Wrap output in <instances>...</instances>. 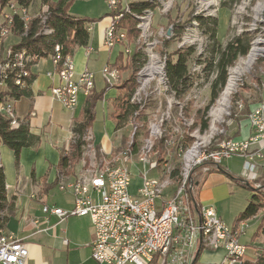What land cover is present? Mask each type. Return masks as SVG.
Masks as SVG:
<instances>
[{"label": "built area", "instance_id": "built-area-1", "mask_svg": "<svg viewBox=\"0 0 264 264\" xmlns=\"http://www.w3.org/2000/svg\"><path fill=\"white\" fill-rule=\"evenodd\" d=\"M134 1L103 0L111 15L103 39L106 48L112 49L124 42L127 33L124 29L118 28L117 24L124 14H131L130 3ZM217 1L219 0H207L204 5L199 3V11L201 8L206 11L202 17L209 18L212 15ZM197 10L198 7L193 18L198 16ZM47 13V6H41L32 14L14 3H9L4 8L0 7V115L8 120L10 130L17 129L20 125V119L14 110L17 99L15 93L29 88L32 68L40 60L17 48L20 38L14 37L11 31L12 23L15 18L22 20L26 31L28 23L32 19H38L45 35L50 32L44 27ZM151 14L152 9H146L140 15H133L136 28L140 30L145 42L148 40L147 37L149 39L151 37ZM262 23L264 25V21ZM197 24L193 19L187 27ZM251 25L255 29L257 24L253 22ZM12 38L18 41L9 42ZM158 43V40L154 41L155 45ZM152 46L146 47L145 56L152 55L154 62L147 56L148 60L145 59L139 70L140 79L141 81L142 78L152 79L153 76H149L148 73L157 70L161 80L164 78L166 91L165 66L162 62V65L158 63L157 54L151 52ZM85 51L89 55L92 49L86 47ZM123 53L128 57L131 51L124 48ZM48 58L51 60L53 70L46 75L56 79V84L51 87V96L54 100H59L64 109L73 111L78 105V96L86 98L92 92L94 75L88 70L76 74L72 55L63 54L59 46L54 48L53 54ZM102 77L111 87L119 81L118 70L108 65L103 67ZM142 91L143 89H137L130 97V102L138 105V111L132 118L134 122L139 118L143 106L139 98ZM145 97L144 100L141 99L144 103L147 101ZM263 115L262 104L250 111L247 120H250L249 125L253 133L246 139L223 141L213 150L209 148V142L195 143L196 152L195 145L186 153L179 149L177 155L184 158V165L180 168L179 174L182 177L180 184L171 180L172 168L165 164L164 176L161 177H148V171H142L141 184L135 193H130L131 173L124 164L136 156L143 166L148 164L155 168L156 157L153 161L150 157L151 153H155L153 147L151 150V145L144 147L139 145L135 155L131 153V147V150L125 149L117 158H103L93 142L91 130L88 129L82 136L77 175L73 180H68L64 174H59V187L72 194V207L64 210L44 205L42 213L45 219L49 216H56L59 220L69 217L88 218L93 230V238L89 244L91 259L99 264H148L153 257L158 258V264H192L197 243L202 248L224 251L222 260L214 264H244L246 246L241 243L240 238L245 235L250 228L251 220L256 217L240 221L233 228H228L217 216L213 204H199L198 209L192 208L189 194L185 189L187 183L188 185L191 183L189 173L192 172V168L203 162L217 165L229 159L240 158L244 162L239 177L253 181L259 176L257 175L259 171L264 170V165L257 163L258 158L264 156ZM137 127V124L133 126L134 131ZM134 131L132 134L135 135L137 132ZM151 135L156 139L160 137V134ZM27 257L28 249L22 240L0 232V264H24Z\"/></svg>", "mask_w": 264, "mask_h": 264}, {"label": "rangeland", "instance_id": "rangeland-1", "mask_svg": "<svg viewBox=\"0 0 264 264\" xmlns=\"http://www.w3.org/2000/svg\"><path fill=\"white\" fill-rule=\"evenodd\" d=\"M96 5L94 6V12L96 14L100 13L102 9L104 10L103 5L100 3H104L103 0H96ZM137 2V0H135ZM152 4H154L152 8V17L150 18V32L151 37H147L148 39L146 42L141 37V32L138 30V35L135 40H129L128 36H126L124 42L120 45H115L112 49L116 47H120L121 50L117 56H122L121 64L124 67L127 65L131 59V56L134 52H140L143 55L144 61L147 59V56L150 58L151 62L154 59L152 55L145 56L146 47L152 46L151 52L154 54L156 53V57L158 58V63L161 64L165 62L167 58V54L171 52L173 49L178 48H185L191 46L195 49L194 53V60L189 66L191 78L194 81L192 83L191 89L188 93L183 97L181 100H177L170 95L168 92L166 93L164 88V78L161 80V75L157 70H152L151 73H148L149 76H153L152 79H144L142 81L140 79L139 70L135 74V81L136 87L133 91L137 89H143L139 98H143L147 100L145 103L143 100L140 103L143 104L142 112L139 118L136 119V122L131 120L126 124L125 128H123L118 135L121 137L122 140V148L121 150L115 153H105L102 149L97 148L95 144V137L93 131V142L97 148L100 150V154L102 157L110 158V157H118L120 153H122L125 149L130 148L133 144L137 143L140 147H144L145 145H151V150H153L158 141H160L163 137L166 138L164 141V145L166 148V154L164 156V162L162 164H157L156 167H151L147 164V166H143L139 163L138 159L135 157L130 158L125 162L124 165L130 170L131 164L141 165V169L148 171V177H161L163 175V171L165 168V164L168 165L170 168H174L176 164L180 165V168L184 165V158L177 155V152H173L175 147V142L183 135L189 134V137L192 139L191 143L185 148L184 153L190 151L192 147H194L195 143L202 142L203 144L209 142L208 146L211 150L215 149L217 145L223 141L235 139L239 126V121L242 118H248L250 111L253 109H248L247 104L249 101L255 98V95L259 94L258 89L262 88L261 82L264 83V25L262 21H264V0H240L237 4L231 7H223L222 3L225 0L217 1V5L215 7V11L212 12V15L209 16L211 18H216L218 20L217 23V39L218 41L224 46L230 40H232L235 36L241 35L243 33H248L250 36V48L252 49L251 45L256 44L258 49L261 50V55L256 57L253 61L252 65H249L248 69L244 70L238 77L236 85L231 93L227 96L226 103H222V96L225 88L228 85V80L230 79L233 69L238 65L243 66L242 62L248 57V54L251 52L249 50L247 56L239 57L237 61L232 65V67L228 68V77H227V85L220 92L219 96L217 97L216 101L209 107L208 110L205 112V118L208 121V128L204 132H200V124L195 126L196 119L198 120L200 116L205 111V107L207 106L210 100V80L213 78L212 73L207 74L202 70L206 66V56L207 51L210 49V41L207 33L204 32L202 28H200L197 24L192 26H185L182 37L177 40H173V24H180L182 25L183 22L191 18V21L195 18L194 11L198 7L196 12H199L198 16L205 15V10L199 11V3L201 2L204 5L207 0H149ZM104 6L107 10V5L104 3ZM77 11H82L84 9V4L79 3L76 5ZM200 12H202L200 14ZM109 14V13H108ZM35 15V14H34ZM193 16V17H191ZM101 20L96 21L95 24L92 25L93 29L91 34L95 35V30L99 26L98 23ZM190 21V22H191ZM256 23V28L253 29L252 23ZM105 33V31H104ZM104 39V34H103ZM158 40L159 43L157 45L154 44V41ZM17 39H9V42H17ZM165 41H169V45L164 43ZM253 43V44H252ZM103 44V41H102ZM104 46V44H103ZM105 47V46H104ZM90 48V47H88ZM106 48V47H105ZM124 48H129L131 51L130 56L126 57L123 53ZM107 50H112L108 49ZM93 50V49H92ZM206 50V51H205ZM86 52V51H85ZM92 52V51H91ZM90 52V53H91ZM202 54L203 57L199 58ZM120 60V59H119ZM148 60V59H147ZM200 60V61H196ZM154 62V60H153ZM156 64V63H155ZM110 66L111 68H115L118 70V78L119 81L113 86H108V84L104 80L105 89L108 88H116L117 86L121 85L128 77L129 71L128 70H120L115 65L112 64H105ZM143 65V64H142ZM53 66V65H52ZM158 66V65H157ZM102 67V69H103ZM159 68V67H158ZM102 69H101V76H102ZM53 70V69H52ZM87 70V69H85ZM89 71V70H88ZM91 72V71H90ZM163 72V70H162ZM93 75L94 73L91 72ZM139 74V75H138ZM139 77V78H138ZM146 77V76H145ZM52 78V77H50ZM103 78V77H102ZM258 78L261 80L259 82ZM32 80V78H31ZM148 81V82H147ZM56 82V79H55ZM141 82V83H140ZM56 84V83H55ZM144 84V86H142ZM94 86H95V75H94ZM94 86L92 91L94 90ZM258 88V89H257ZM253 90V91H252ZM144 92V94H143ZM50 95H51V88H50ZM90 95V94H89ZM133 95V94H132ZM79 97V96H78ZM85 97V96H84ZM87 97V96H86ZM51 99L55 102H58L61 106L59 100H54L51 96ZM261 105V104H259ZM264 106V104H262ZM258 106V105H257ZM256 106V107H257ZM63 108V107H62ZM255 108V107H254ZM64 109V108H63ZM76 109V107H75ZM74 109V110H75ZM187 109L186 115L184 114V110ZM67 111L73 112L72 110L65 109ZM199 111V112H198ZM202 113V114H201ZM244 116V117H243ZM264 116V115H263ZM236 119V120H235ZM235 120V121H234ZM250 121V120H249ZM248 121V123H249ZM143 122L144 126H143ZM131 123V124H130ZM138 125L139 127L136 128L134 131L133 126ZM238 124V125H237ZM133 131L136 133L135 135L132 134ZM151 134H160L159 138H153ZM237 140V139H236ZM151 142V143H150ZM153 142V144H152ZM207 145V144H206ZM202 148V146H199ZM82 150V148H81ZM209 150V149H208ZM197 151V147L195 145V152ZM210 151V150H209ZM156 153H151L152 161L156 157ZM240 159V158H236ZM241 169L243 166V159H240ZM264 160V156L258 158L257 163L262 165V161ZM151 161V160H150ZM211 165V163H210ZM220 166V164H217ZM199 165H195L192 168L197 169ZM215 166L212 164V167ZM211 166L205 165L200 170L199 180L201 181L200 187L193 189V196L197 200V193L198 190L201 188L202 183L205 176L209 175L208 169ZM261 169V166L259 167ZM155 170V171H154ZM153 171V172H152ZM263 169L259 171V176H257L253 181H246L239 176L240 171L232 172L231 176L235 179H239L242 181L247 188H242L237 186L234 181L227 177V180L224 183L217 182L216 187H214V191L218 196V201L214 202L213 206L216 208L219 218L223 220V223L228 228H233L237 224V217L242 211L245 209L246 205L248 204L249 198L251 196L252 190L261 187V180L260 176L263 173ZM197 171L195 173L190 172L189 177L191 183L189 184L191 187L193 186L192 177L198 175ZM192 174V177H191ZM259 178V181L256 182V179ZM188 185V183H187ZM200 205H209L198 202ZM264 215V211H260L257 218H254L250 222V228L246 231L245 235L240 238L242 244L246 246V253L245 259H252L255 256H260L264 254V242L261 236L256 237L255 240L252 239L254 232L258 227V223L261 217ZM195 253L192 259V264L195 261V258L200 253V247L198 243L195 247ZM206 248H202V251ZM210 250V249H208ZM202 253V252H201ZM201 254H199V257ZM199 260V258H198ZM197 260L196 264H203ZM214 264V263H210Z\"/></svg>", "mask_w": 264, "mask_h": 264}, {"label": "crops", "instance_id": "crops-1", "mask_svg": "<svg viewBox=\"0 0 264 264\" xmlns=\"http://www.w3.org/2000/svg\"><path fill=\"white\" fill-rule=\"evenodd\" d=\"M79 3L84 4V9L80 12L76 9ZM96 3V0H76L70 7L69 14L90 19L102 18L95 30V35L91 34V31L92 25L96 22L88 25L87 47L93 49L92 52L87 55L86 47L76 48L71 58L76 74L85 69L94 73V90L98 92L105 88L101 76L102 67L107 63H115L121 48L107 50L103 46V34L110 22V17H105L108 11L102 2L100 3L104 10L96 14L93 9ZM52 69L50 58L37 61L32 68V81L27 89L28 95L16 99L14 103L17 117L20 120L26 119L29 132L39 138L38 145L33 148H24L20 154L19 165L16 167L13 152L0 143V164L5 175L7 198V207L3 214L5 225L1 232L10 234L25 243L28 257L24 264H99L91 259L89 244L93 238V230L88 218L69 217L59 220L56 216H49L45 219L42 213L44 205L64 210L72 207V194L68 190L60 189L59 174H64L68 180H73L79 171V162L71 175L65 171H59L57 166L63 154L68 152L73 138L71 131L73 124L79 117L86 100L84 96L79 95L78 105L73 112L63 109L58 102L53 101L50 88L55 85V78H49L46 75ZM258 80L261 81L259 78ZM261 85L262 88H257L259 94L247 104L248 109L264 104V83L261 82ZM120 94L121 90L117 88L106 89L102 100L95 105V120L89 128L93 131L97 148L105 153H115L122 148V140L118 133L123 128L115 130V121L111 117L115 98ZM238 121L237 133H239L235 139L243 140L251 136L253 130L248 123L249 120L242 118ZM241 164L240 159H229L220 164L226 173L212 172L205 176L197 193L198 202L209 205L217 202L218 196L213 190L217 182L224 183L232 172L241 171ZM129 166L130 193H135L141 184L143 169L141 165ZM217 216L219 217L218 213ZM220 220L223 222L222 219ZM223 256L222 249H204L198 261L203 264L216 263L220 262Z\"/></svg>", "mask_w": 264, "mask_h": 264}, {"label": "trees", "instance_id": "trees-1", "mask_svg": "<svg viewBox=\"0 0 264 264\" xmlns=\"http://www.w3.org/2000/svg\"><path fill=\"white\" fill-rule=\"evenodd\" d=\"M76 0H57L53 2L52 0H0V7H5L9 3H14L20 8L27 9L29 12L36 13L41 6H47L48 13L47 19L44 27L50 32L48 34L42 33V26L38 19H32L28 23V29L25 31L24 23L22 20L15 18L12 23L11 31L14 37H19L20 42L18 44L19 49L26 51V54L34 55L39 59L48 58L49 55L53 54L54 48L59 46L62 49V53L73 54L76 48L87 47L89 41V28L88 25L96 22L99 19H90L88 17H74L69 14V9ZM240 0H225L222 3L223 7H231L237 4ZM154 4L149 0H137L130 3V13L124 14L117 24L118 28H122L126 31L129 40H135L138 31L136 29V20L133 15H140L146 9H152ZM110 17L107 14L105 17ZM192 17V16H191ZM195 20L198 26L207 33L210 41V49L207 51V62L205 68L202 70L207 74L212 73L213 78L210 80V100L205 107V111L200 116L194 125L200 124V132H204L208 128V121L205 118V112L209 107L216 101L220 92L224 89L228 77V68L237 61L239 57L247 56L250 48V36L248 33H243L241 35L235 36L226 45H222L217 39V23L216 18H204L202 16H196ZM191 21V18L180 24H173V40L180 39L182 37V32ZM166 45H169V41H165ZM206 51V50H205ZM195 49L191 46L185 48L173 49L167 54L165 60V81L167 86V92L177 100L183 99V97L188 93L194 82L190 74V63L194 60ZM203 57L202 54L199 58ZM122 56H118L115 61V65L118 69L128 70L129 75L127 79L116 88L121 90V94L115 98L114 101V111L111 113V117L115 121V130H120L128 124L134 114L138 111V105L132 104L130 102V97L136 87L135 74L139 68L144 63L143 55L139 52H134L131 59L127 65L124 67L121 64ZM120 59V60H119ZM197 62L200 60H196ZM106 89L96 92L93 90L90 95L86 97L83 107L81 109L79 117L75 120L72 127L73 141L69 145L68 152L63 154L58 163V170L65 171L68 174H72L76 164L79 162L81 156L82 147V136L91 127L95 120V105L100 100H102ZM16 98L28 95L27 90L15 93ZM187 109L184 110L186 115ZM199 112V111H198ZM143 115L140 112V116ZM139 116V117H140ZM236 120V119H235ZM234 120V121H235ZM136 121V120H135ZM143 122V126H144ZM139 127V126H138ZM163 137L157 142L154 152L156 153V165L162 164L164 162V156L166 154V148ZM192 139L189 134L181 136L176 142L173 152H178L179 149H185ZM0 143L7 146L12 152L14 157V164L17 167L19 165V159L21 151L24 148L36 147L39 143V138L32 135L28 130L27 120H20L19 128L9 129L8 120L0 115ZM139 144L135 143L132 146L131 153L135 155L137 153ZM157 165V166H158ZM205 165L211 166L208 169L209 173L220 172L226 173L221 166L203 162L201 165L194 169L192 173L199 172ZM163 171V170H162ZM180 165L176 164L172 168L170 178L172 181L180 184ZM200 173L197 176L192 177L193 183L192 187L187 185L185 191L189 194V202L192 208L198 209L199 204L193 196V189L200 187L201 181L199 180ZM229 176V174H227ZM234 183L242 188H247L245 184L239 179H235L229 176ZM261 187L253 189L249 198L248 204L245 209L237 217V223L240 221L251 220L257 217L260 211H264V171L260 176ZM259 178L256 179V182ZM260 182V181H259ZM7 207L6 198V185H5V175L3 168L0 164V232L5 225L4 212ZM261 236L264 242V215L261 217L258 227L254 232L252 239L255 240L256 237ZM264 250V249H263ZM202 252V247L200 246V253ZM264 252V251H263ZM198 256L195 258L193 264H196ZM148 264H158V258L153 257ZM244 264H264V254L260 256H255L252 259H246Z\"/></svg>", "mask_w": 264, "mask_h": 264}, {"label": "bare ground", "instance_id": "bare-ground-1", "mask_svg": "<svg viewBox=\"0 0 264 264\" xmlns=\"http://www.w3.org/2000/svg\"><path fill=\"white\" fill-rule=\"evenodd\" d=\"M259 46V45H258ZM258 46L256 44L253 45V48L251 49V52L248 54V57L243 60V66L238 65L237 67H235L233 69L232 75L230 77V79L228 80V85L225 88L224 92L222 93V103H226L227 101V96L231 93V91L234 89L236 82L239 77V75L246 69H248L249 65H252L253 61L256 59V57H258L259 55H261V50L258 49ZM225 85V86H226Z\"/></svg>", "mask_w": 264, "mask_h": 264}]
</instances>
